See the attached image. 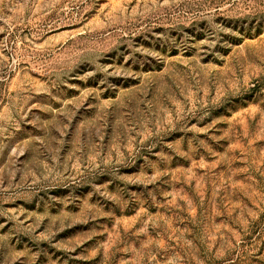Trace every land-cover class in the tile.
I'll return each mask as SVG.
<instances>
[{"label": "rangeland", "instance_id": "obj_1", "mask_svg": "<svg viewBox=\"0 0 264 264\" xmlns=\"http://www.w3.org/2000/svg\"><path fill=\"white\" fill-rule=\"evenodd\" d=\"M0 264H264V0H0Z\"/></svg>", "mask_w": 264, "mask_h": 264}]
</instances>
